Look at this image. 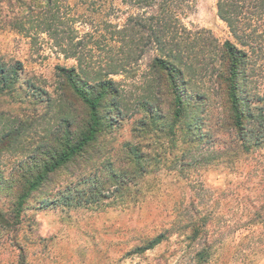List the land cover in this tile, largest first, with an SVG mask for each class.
Here are the masks:
<instances>
[{"label": "rangeland", "instance_id": "rangeland-1", "mask_svg": "<svg viewBox=\"0 0 264 264\" xmlns=\"http://www.w3.org/2000/svg\"><path fill=\"white\" fill-rule=\"evenodd\" d=\"M36 3L0 0V57L22 64L17 80L0 94V264H264V229L246 222L249 213L264 214V150L236 154L231 161L228 154L205 155V161L198 163V143L192 148L180 140L175 144L153 123L144 130V113L136 98L145 91L142 76L154 50L143 55L134 76H115L123 80L129 104L118 121L103 127L99 138L103 149L51 172L15 216L16 192L10 185L41 159L40 152H52L60 118L73 108L71 100H58L55 66H72L75 61L66 59L46 34L15 28L25 7ZM183 23L192 31H210L219 42L234 41L217 14L216 0H195ZM92 54L97 62L105 49L93 48ZM249 66L240 84L251 99L260 97L259 104L264 105V50L250 57ZM28 78L38 91L25 85ZM187 79L188 89L198 91V81L194 87ZM179 86L184 90L182 81ZM74 116L80 127L81 110ZM125 142L144 154L143 176L138 181L127 179V190L105 187L94 201L86 199L90 185L80 179L88 178L90 184L94 180L90 177L100 174V169L90 170V164L121 159ZM119 164L117 160L111 166ZM124 167L129 174L131 167ZM66 187L71 189L68 195L62 192ZM198 217L208 218V242L213 246L205 263H198L195 255L202 239L198 235L191 239L189 227L193 223L198 227ZM165 230V240L136 251Z\"/></svg>", "mask_w": 264, "mask_h": 264}, {"label": "trees", "instance_id": "trees-1", "mask_svg": "<svg viewBox=\"0 0 264 264\" xmlns=\"http://www.w3.org/2000/svg\"><path fill=\"white\" fill-rule=\"evenodd\" d=\"M194 3L195 0H37V6L25 7L14 22L15 28L46 34L59 52L76 64L55 66L58 100H71L73 108L60 118L52 152H40L41 159L10 185L16 192L15 216L31 191L39 189L51 172L87 152L90 155L103 149L99 142L103 127L118 121L129 104L123 80L115 76H134L139 61L150 50L156 55L146 76H142L145 91L136 98L138 109L144 113V130L153 123L152 127L165 131L175 144L180 140L192 148L198 143V163L205 161V155L228 154L231 161L236 154L264 150V105L259 104L262 98L251 99L244 84H240L241 77L248 76L250 57L264 50V0H216L217 14L234 39L223 42L208 30L192 31L184 25L183 18ZM98 47L105 49V54L96 62L92 49ZM19 69L21 62L7 63L0 57V94L11 88ZM184 72L193 83L198 81V91L188 89ZM180 81L184 90L180 89ZM24 83L32 92L38 91L31 79ZM78 109L84 118L80 127L74 120ZM122 149L121 159L90 164V170L100 169L97 179L90 177L94 179L90 184L88 178H79L80 183L90 185L86 199L94 201L105 187L127 190V179L138 181L143 176L144 154L130 142L122 144ZM117 160L120 164L113 168ZM126 165L131 167L129 174ZM62 192L68 195L71 189L66 187ZM207 221V217H198V227L195 223L189 225L191 239L197 235L202 239L195 254L198 263L207 262L213 254ZM246 222L264 229V214L259 210L249 213ZM167 234L165 230L154 235L136 251L155 247ZM261 246L264 247L262 241Z\"/></svg>", "mask_w": 264, "mask_h": 264}]
</instances>
